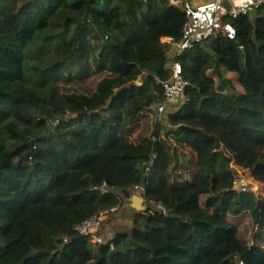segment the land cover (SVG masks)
Returning <instances> with one entry per match:
<instances>
[{
  "label": "trees",
  "instance_id": "16d2710c",
  "mask_svg": "<svg viewBox=\"0 0 264 264\" xmlns=\"http://www.w3.org/2000/svg\"><path fill=\"white\" fill-rule=\"evenodd\" d=\"M0 1V264H264V198L234 189L231 167L264 184V6L233 20L236 39L178 57L189 84L163 115L197 159L177 183L158 131L140 143L127 132L163 101L162 39L181 37L183 9ZM136 185L148 208L129 230L101 244L76 229Z\"/></svg>",
  "mask_w": 264,
  "mask_h": 264
},
{
  "label": "built area",
  "instance_id": "2783aa9c",
  "mask_svg": "<svg viewBox=\"0 0 264 264\" xmlns=\"http://www.w3.org/2000/svg\"><path fill=\"white\" fill-rule=\"evenodd\" d=\"M171 1L183 9L186 13V21L179 39L171 36H165L162 39L171 44L169 51L171 75L167 80L162 81L163 101L156 104L157 112L161 115L167 111L175 110L177 107L179 108L185 99L189 82L184 77L183 66L178 57L196 45H202L221 38L236 39L238 33L233 20L248 14L255 15L264 6V0ZM235 182L236 179L234 180V189L238 190L235 187ZM104 188H106V184ZM241 190H249V188L243 186L238 191ZM133 192L144 196L145 187L136 185ZM108 211L104 210L90 216L79 223L76 229L81 234L90 237L94 242L104 243L102 226ZM237 260L238 264H245L242 258L237 257Z\"/></svg>",
  "mask_w": 264,
  "mask_h": 264
},
{
  "label": "rangeland",
  "instance_id": "374dc122",
  "mask_svg": "<svg viewBox=\"0 0 264 264\" xmlns=\"http://www.w3.org/2000/svg\"><path fill=\"white\" fill-rule=\"evenodd\" d=\"M192 1L201 2L202 0ZM229 76H233L235 79L237 77L233 73H229ZM173 128L167 118L157 112L155 105L148 110H144L143 114L135 118L127 132V137L134 143H140L144 142L145 138L155 139L158 137L155 134L158 131L159 137L164 139L172 148L173 164L170 170L173 179L177 183H180L192 178L196 169L197 154L186 146L185 143L178 141L177 137L179 134L173 131ZM168 130H170L169 133ZM223 152L230 156L226 150H223ZM231 161V167L236 179L235 187L239 190V188L246 186L249 188V191L255 193L257 198H264V184L255 180L249 171L241 169L232 157ZM129 202L130 198L122 205L114 207L107 212L102 226L103 238H105L104 243L111 241L115 232H125L133 226L134 213L137 211L129 207ZM157 208L164 209L161 204ZM164 210L166 211V208Z\"/></svg>",
  "mask_w": 264,
  "mask_h": 264
},
{
  "label": "water",
  "instance_id": "95a60500",
  "mask_svg": "<svg viewBox=\"0 0 264 264\" xmlns=\"http://www.w3.org/2000/svg\"><path fill=\"white\" fill-rule=\"evenodd\" d=\"M129 207L136 210L137 212H144L148 208V204L145 196L133 192L130 197Z\"/></svg>",
  "mask_w": 264,
  "mask_h": 264
}]
</instances>
